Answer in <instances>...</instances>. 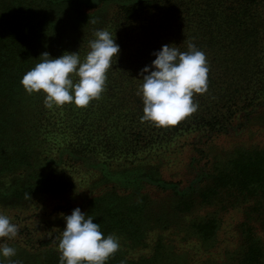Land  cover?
<instances>
[{
  "label": "trees",
  "instance_id": "obj_1",
  "mask_svg": "<svg viewBox=\"0 0 264 264\" xmlns=\"http://www.w3.org/2000/svg\"><path fill=\"white\" fill-rule=\"evenodd\" d=\"M111 2H117V11L101 18L98 11ZM88 7L95 10L88 12ZM98 29L111 32L120 46L98 99L83 108L66 103L49 109L43 94L24 89L22 76L43 52L52 57L79 52L83 59ZM190 44L205 54L209 68L207 91L193 96L197 110L176 125L143 121L137 95L141 69L163 45L187 51ZM259 102L264 103V0H0L1 203L62 187L64 182L46 171L61 162L62 154L92 157L103 169L121 158L123 164L137 163L141 152L158 154L187 132L227 131L239 112L248 115ZM217 172L202 188V202L220 195L228 204L250 202L249 220L264 214V149L237 152ZM151 181L162 189L174 184ZM111 193L92 198L84 212L105 236L140 238L134 214L141 216L143 205L124 206ZM214 222L209 219L200 227L210 231ZM253 228L249 223L241 228L244 264H264ZM49 240L34 249L53 245ZM59 258L58 251L48 250L43 261L35 258L32 264H59ZM19 264H27V256ZM107 264L140 261L116 251Z\"/></svg>",
  "mask_w": 264,
  "mask_h": 264
},
{
  "label": "rangeland",
  "instance_id": "obj_2",
  "mask_svg": "<svg viewBox=\"0 0 264 264\" xmlns=\"http://www.w3.org/2000/svg\"><path fill=\"white\" fill-rule=\"evenodd\" d=\"M78 6L84 5L78 2ZM116 11L117 2H111L98 13L107 19ZM246 112H239L227 131L187 132L158 154L141 152L140 161L133 164H123L125 158H121L103 169L92 157L60 155L61 162L46 171L63 181L62 187L0 202V212L19 228L14 239H0L16 249V256L9 259L21 262L27 256V264H32L35 258L43 261L48 250L58 251L65 227L61 214L70 215L76 207L84 212L92 198L109 191L120 197L124 206L143 205L142 215L134 214L141 227L140 238L121 234L120 239L115 234L120 243L117 252L128 260L137 259L140 264H244L241 228L245 223L254 227L264 252V214L249 220L250 202L228 204L219 193V198L214 196L211 201L202 202L199 197L209 175L215 176L237 152L264 149V103L256 104L248 115ZM152 178L174 184L162 189ZM209 219H215V226L210 231L202 229L200 224ZM49 239L53 245L34 249L39 241L50 243Z\"/></svg>",
  "mask_w": 264,
  "mask_h": 264
},
{
  "label": "clouds",
  "instance_id": "obj_3",
  "mask_svg": "<svg viewBox=\"0 0 264 264\" xmlns=\"http://www.w3.org/2000/svg\"><path fill=\"white\" fill-rule=\"evenodd\" d=\"M89 51L81 59L79 52H65L58 57L43 52L39 62L27 71L20 81L29 93H41L45 107L51 109L66 103L86 107L98 99L105 89L107 71L112 67L120 46L115 36L106 29H98L88 43ZM155 59L140 71L142 83L137 95L143 103V121L156 126L176 125L194 113L198 104L194 94L207 91L209 71L205 54L190 44L187 51L173 45H163L152 53ZM65 227L58 243L59 264H107L120 247L114 234L105 236L94 217L79 207L70 215L61 214ZM19 232L11 218L0 212V239H14ZM16 256V249L0 243V264H19L9 258Z\"/></svg>",
  "mask_w": 264,
  "mask_h": 264
}]
</instances>
